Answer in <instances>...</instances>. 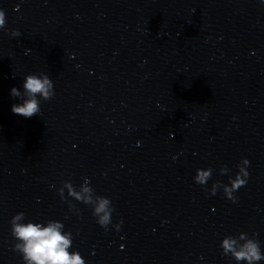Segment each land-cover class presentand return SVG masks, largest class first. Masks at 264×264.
<instances>
[{"label":"clouds","instance_id":"1","mask_svg":"<svg viewBox=\"0 0 264 264\" xmlns=\"http://www.w3.org/2000/svg\"><path fill=\"white\" fill-rule=\"evenodd\" d=\"M6 26V15L4 10L0 9V29ZM13 37H19L21 33L18 30H12ZM23 91L13 87L10 95L19 98L21 103L13 104L11 111L14 114L31 118L41 111V101H48L55 95L54 83L45 73L28 74L24 77L22 84ZM247 159H243L237 165L239 171L234 178H229L228 184H222L217 181L213 184L211 194L215 195L217 190L222 188L225 197L236 202L237 197L234 195L241 187L246 186L249 173ZM230 170L222 168L221 174H227ZM212 168L197 169L194 176V182L199 185H206L211 179ZM65 190L67 196H65ZM62 200L68 197L78 202L89 205L93 209V216L99 226L107 230L112 223V212L114 211L112 202L109 198L95 194L94 189L90 186L88 178L79 190L70 181H64L63 186L59 189ZM25 214L17 213L10 220L11 234L16 243L13 250L22 256L24 264H86L84 257L78 251H71L72 233L64 230V224L60 221L49 220L46 223L41 222H24ZM117 223L113 227L118 231L121 224ZM223 255H230L237 264L246 262V264H257L264 260V253L261 252L260 242L255 239V235L249 238L247 233H240L238 236H225L220 244Z\"/></svg>","mask_w":264,"mask_h":264}]
</instances>
